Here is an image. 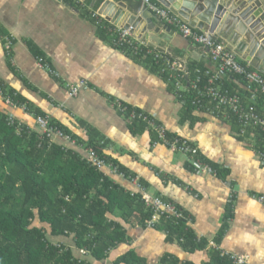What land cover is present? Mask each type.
<instances>
[{
    "label": "crops",
    "instance_id": "1",
    "mask_svg": "<svg viewBox=\"0 0 264 264\" xmlns=\"http://www.w3.org/2000/svg\"><path fill=\"white\" fill-rule=\"evenodd\" d=\"M153 1L166 7L158 0ZM189 1L200 4L201 0ZM242 1L220 0L230 9L239 7ZM79 2L84 9L101 14L104 0ZM257 20L246 26L251 27ZM147 26V20L143 19L134 27L133 34L138 37L145 30L147 41H141L154 51L171 52L186 67L189 63L212 66L208 49L192 42L177 27L157 16L155 28L148 30ZM167 26L171 27L169 32L165 31ZM194 29L208 32L206 25L204 29ZM261 31L260 42L264 40ZM6 37L12 41L11 58L5 50ZM221 41L236 52V44ZM29 42L42 51L58 76L41 67L40 58L29 48ZM256 55L263 57L264 53L258 50ZM147 63L103 38L95 22L64 0H0V82L5 88L16 91L35 109L67 127L75 138L87 140V126L94 128L98 139L104 141L105 154L124 166L126 173L139 176L150 194L178 206L190 230L208 241L203 249L186 251L178 240H167L166 230L143 227L136 219L127 222L117 210L109 216L124 226L129 240L112 248L102 264H112L132 249L147 264H160L167 254L181 262L210 264L216 251L231 259V256L244 257L246 264H264V203L259 200L264 196V163L259 157L264 139L257 135L256 128L243 135L236 120L217 118L196 109L192 114L194 122L189 118L181 122L186 103L178 98L172 84ZM82 80L87 82L86 86L76 96L71 95L70 86ZM234 84L232 89L247 100L244 84L238 80ZM117 101L144 111L168 132L187 138L199 150L195 159L212 161L225 175L202 171L190 156L153 141L149 129L142 131L131 125V120L119 111ZM259 111L264 114V105ZM0 113L11 114L39 131L33 114L7 104L1 95ZM55 142L84 156V149L77 144L60 138ZM102 171L126 191L136 192L131 182L111 169ZM67 243L79 257L92 261L88 251L83 254L84 249Z\"/></svg>",
    "mask_w": 264,
    "mask_h": 264
},
{
    "label": "trees",
    "instance_id": "2",
    "mask_svg": "<svg viewBox=\"0 0 264 264\" xmlns=\"http://www.w3.org/2000/svg\"><path fill=\"white\" fill-rule=\"evenodd\" d=\"M64 1L79 8L85 17L96 23L91 10L84 9L79 0ZM97 25L103 38L111 41L108 26L112 24L103 19V24ZM28 45L38 58L48 63L34 43L29 42ZM8 57L11 58V55ZM143 60L149 62L147 64L152 71L167 80L152 56ZM197 69L204 70L205 66L197 63L187 65L190 79L196 77ZM237 80L244 84L239 75H233L225 81V87L232 89ZM9 92L18 105L26 104L25 111L34 116L48 117L16 91L10 89ZM245 95L247 97L249 92L246 91ZM263 105L264 95L261 94L257 108L260 110ZM127 107L128 114L133 110L142 112L131 105ZM194 111L195 107L187 101L180 121L189 118L194 122ZM128 114L125 117L131 120V125L145 131L147 123L139 118L130 119ZM51 121L72 134L67 127L53 119ZM16 122L19 123V120ZM21 124L24 130L18 133L16 125L9 124L8 115L0 113V264H102L112 248L129 240L124 226L109 214H116L120 210L125 221L136 219L141 226L147 227L146 221L153 211L147 207L140 193L131 194L98 167L91 165L79 152L41 139L36 131L23 122ZM87 129V140L73 137L78 145L95 147L101 156L117 164L116 160L105 154L104 144L98 139L96 130L88 126ZM150 131L155 141L156 134ZM256 132L264 139L259 130ZM168 135L172 137L175 134L168 132ZM204 162L216 169L219 176L225 175L212 161L204 159ZM119 169L127 171L122 165H119ZM156 227L167 231L168 241L178 240L181 247L189 252L205 248L208 242L190 230L186 219H180L178 223L163 219ZM67 242L87 250L92 261L75 254ZM112 264H147V261L132 249ZM160 264L193 263L181 262L178 257L167 254ZM210 264L234 263L230 257L216 251L211 255Z\"/></svg>",
    "mask_w": 264,
    "mask_h": 264
},
{
    "label": "built area",
    "instance_id": "3",
    "mask_svg": "<svg viewBox=\"0 0 264 264\" xmlns=\"http://www.w3.org/2000/svg\"><path fill=\"white\" fill-rule=\"evenodd\" d=\"M144 2L164 23L177 27L192 42L206 47L212 66H206L204 70L197 69L196 77L190 79L186 65L171 52L154 51L142 42L141 38L133 34L134 28L132 26L123 28L110 22L112 26H108V31L112 35V44L121 51L138 56L140 59L152 56L154 61L160 65V73L166 75L167 81L173 85L175 93L183 104L190 101L196 110L210 113L217 118L236 120L243 135L249 129L256 128L264 136V114L257 108L258 98L261 94L264 95V74L252 68L249 62L243 63L237 53L229 50L223 41L211 39L208 32L197 31L168 8L157 4L153 0H144ZM91 16L96 19L97 24H103V19L105 18L103 15L93 11ZM5 50L10 55L12 51L10 37H6ZM39 63L41 67L51 74L58 76V73L51 68L49 63H44L41 59ZM233 75H239L243 79L245 89L249 92L246 97L247 100L239 91L225 87V81ZM86 84L87 82L82 80L78 84L70 86L71 95L76 96ZM0 95L7 104L26 110V104L18 105L9 89H6L3 83H0ZM116 104L124 116L128 114L129 109L125 103L117 101ZM128 115L130 119L139 118L145 121L148 125L147 129L155 132L156 143H163L173 151L190 156L202 171L217 173L216 169L208 163L195 159L199 150L187 138L179 135L169 136L167 129L144 111L133 110ZM34 117L39 129L37 133L41 139L44 138L49 140L50 143H56L55 139L60 138L78 145L77 140L72 135L66 133L58 124L52 122L49 117L41 115ZM16 120L13 115H8L9 124L16 125L17 132L20 133L24 128L21 122L17 123ZM101 142L104 144V141ZM81 147L84 149L83 157L91 165L98 167L100 170L103 168L111 169L114 173L133 184L136 192H132L134 194L140 193L147 207L153 211L152 216L146 221L148 227H155L163 219L178 223L180 219L186 218L183 211L174 203L166 201L160 196L150 194L139 176L121 171L119 165L107 160L103 155L101 156L95 147ZM102 147L104 148V145ZM259 157L264 163V149L259 152ZM259 200L264 203V196L259 197ZM82 252L85 254L87 250H82ZM231 257L235 264L247 263L244 257Z\"/></svg>",
    "mask_w": 264,
    "mask_h": 264
},
{
    "label": "water",
    "instance_id": "4",
    "mask_svg": "<svg viewBox=\"0 0 264 264\" xmlns=\"http://www.w3.org/2000/svg\"><path fill=\"white\" fill-rule=\"evenodd\" d=\"M158 1L193 28L204 29L206 25L211 39L236 44L241 38L236 44L235 51L243 61L249 62L253 68L264 74V55L263 57L256 55L258 50L259 53H264V40L260 42L258 37L261 30L264 32V0H244L235 9L228 8L220 0H201L200 4L189 0H184L181 4L180 0ZM99 12L107 21L123 28L129 26L134 28L143 19L148 22V30L155 28L156 16L144 0H104ZM255 18H258L257 22L247 27L246 25L251 24ZM170 30L171 27L167 26L165 31ZM157 32L158 28L155 30V33ZM147 35L148 33L143 30L138 37L147 41ZM229 47L232 48L231 45Z\"/></svg>",
    "mask_w": 264,
    "mask_h": 264
},
{
    "label": "rangeland",
    "instance_id": "5",
    "mask_svg": "<svg viewBox=\"0 0 264 264\" xmlns=\"http://www.w3.org/2000/svg\"><path fill=\"white\" fill-rule=\"evenodd\" d=\"M92 12V11H91ZM110 217V216H109Z\"/></svg>",
    "mask_w": 264,
    "mask_h": 264
}]
</instances>
